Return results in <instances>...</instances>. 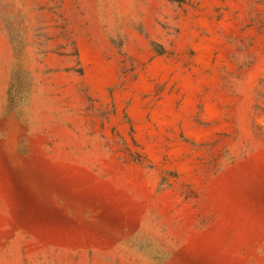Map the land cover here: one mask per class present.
I'll return each mask as SVG.
<instances>
[{"label": "rangeland", "instance_id": "374dc122", "mask_svg": "<svg viewBox=\"0 0 264 264\" xmlns=\"http://www.w3.org/2000/svg\"><path fill=\"white\" fill-rule=\"evenodd\" d=\"M0 264H264V0H0Z\"/></svg>", "mask_w": 264, "mask_h": 264}]
</instances>
